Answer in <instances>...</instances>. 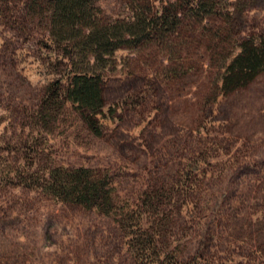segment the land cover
I'll use <instances>...</instances> for the list:
<instances>
[{
  "label": "rangeland",
  "instance_id": "1",
  "mask_svg": "<svg viewBox=\"0 0 264 264\" xmlns=\"http://www.w3.org/2000/svg\"><path fill=\"white\" fill-rule=\"evenodd\" d=\"M94 1L103 23L167 5ZM185 1L174 0L173 30L93 64L97 131L64 99L63 54L74 49L52 41L50 11L0 0V264H144L112 213L43 190L54 165L110 173L117 196L160 229L166 261L264 264V71L220 88L238 36L264 34V0H216L204 15Z\"/></svg>",
  "mask_w": 264,
  "mask_h": 264
},
{
  "label": "trees",
  "instance_id": "2",
  "mask_svg": "<svg viewBox=\"0 0 264 264\" xmlns=\"http://www.w3.org/2000/svg\"><path fill=\"white\" fill-rule=\"evenodd\" d=\"M166 1V6L154 5V11L149 15L140 9V14L135 15L136 20L122 24L119 20L103 23L104 18L98 11L100 6L94 0H25L39 12L50 11V22L55 29L52 41L56 46L74 49L63 54L70 60V63H65L64 99L75 104L79 114L94 130L98 131L94 115L103 105V75L101 69L93 64L99 61L100 67L106 66L112 50L132 39L149 40L159 34L160 29L173 30L182 15L180 9L174 6V0ZM185 3H192L191 11L204 15L217 2L186 0ZM231 6V14L240 8L234 3ZM75 52L77 55H73ZM227 57L220 76V88L224 93L248 85L264 71V34L239 35L235 50ZM56 80L59 82L60 78ZM41 176L40 185L45 192L66 202L112 213L127 236L130 250L144 264L151 261L185 264L174 259L164 260L165 255L157 238L160 229L156 223H145L140 204H128L117 196L110 173L84 165H54L45 168Z\"/></svg>",
  "mask_w": 264,
  "mask_h": 264
}]
</instances>
